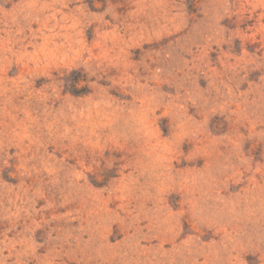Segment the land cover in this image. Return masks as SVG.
<instances>
[{
	"label": "rangeland",
	"instance_id": "374dc122",
	"mask_svg": "<svg viewBox=\"0 0 264 264\" xmlns=\"http://www.w3.org/2000/svg\"><path fill=\"white\" fill-rule=\"evenodd\" d=\"M0 264H264V0H0Z\"/></svg>",
	"mask_w": 264,
	"mask_h": 264
}]
</instances>
